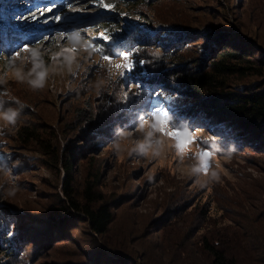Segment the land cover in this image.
<instances>
[{
	"label": "rangeland",
	"instance_id": "374dc122",
	"mask_svg": "<svg viewBox=\"0 0 264 264\" xmlns=\"http://www.w3.org/2000/svg\"><path fill=\"white\" fill-rule=\"evenodd\" d=\"M104 4L113 7L105 8ZM206 12L217 20L224 16L230 27L237 21L244 33L247 32L264 47V0H0V75L7 72L5 83L0 85V99L6 101L7 106L15 107L17 101L24 105L22 122L16 130L6 132L0 143V185L4 188L16 186L20 191L14 197H0V210L7 208L14 217L17 210L30 208L34 212L28 217L39 219L38 213L49 200V193H57L63 199V170L43 156L46 154L38 144L21 143L18 132L22 126L33 129L55 155L56 151L60 155L66 142L85 129L86 117L80 110L84 109L90 115L89 112L101 114L112 109L116 114L115 124L112 120V128L108 131L114 138L106 140L96 150H88L86 158L75 167V189L80 195L85 186L91 185L105 202H118L115 206L113 204L116 216L110 234L112 238L131 243L136 237H147L151 230L158 231L156 222L159 220L171 222L175 215L178 220L181 217L199 220L205 211L211 218H221L226 222H239L248 215L252 218L257 212L258 217L262 214L264 219V153L234 148L230 139L207 130L201 121L183 117L180 123L170 122L168 129L193 135L195 142L181 154L176 141L159 130V122L165 118L164 111L159 115L152 110L155 108L153 100L166 106L168 98H174L176 94L165 87H159L157 91L146 88L144 83H132L139 79L140 74L133 75L132 70L140 67L142 59L152 64L161 63L159 66L163 69L169 66L168 48L158 50L159 44H151L154 34L141 23L164 28L169 25L193 27L208 21L210 16H206ZM113 16L116 17L114 22L111 21ZM106 25L111 26L107 27V32L101 28ZM115 26L123 31L124 36L137 27L145 33L147 46L137 42L138 46L125 53L127 38L121 36L116 41L120 46L114 44L113 50H124L110 55L105 47L107 42L114 43L107 40L115 35ZM50 33L54 39L47 41ZM102 33L107 39L102 38ZM73 36L75 40L71 39ZM99 45L104 49L99 50L96 47ZM73 47L77 49L75 53L64 51ZM33 51L50 70L46 86L35 91L27 82L18 81L9 67L18 66L23 61L27 72L33 66ZM105 55L111 64L103 59ZM124 55L131 57L132 76L126 68H115V64L124 63ZM68 58H71V71ZM132 111L137 114L130 120L128 116ZM119 115H124V126L122 121H118ZM3 126L4 122L0 120V128ZM149 126L157 130L159 155L147 158L135 153L130 155L135 139ZM118 129L133 134L120 142L119 155L113 147ZM220 145L221 148L227 147L221 150ZM205 151L210 154L207 172L203 170L200 155ZM229 152L233 153L231 158L227 155ZM194 167L200 169L199 182L193 175ZM213 171L218 173L219 179L209 182ZM202 183L206 186L200 187ZM180 203L187 207L183 215L176 210ZM7 227V237H14L15 226ZM85 227L81 225L79 229L86 230ZM154 236L151 234L152 241ZM170 237L162 235V240L156 243L163 247ZM145 244H135L141 257L139 264H177L169 261V258L174 260L175 252L164 255L167 257L159 261L156 259V256H161L159 251H150V246ZM30 248L26 242L23 253L15 260L5 257V251L0 249V263L46 264L53 261L52 264H59L68 261L70 256L75 258L77 254L76 247L67 242H59L51 251L37 256H31Z\"/></svg>",
	"mask_w": 264,
	"mask_h": 264
},
{
	"label": "trees",
	"instance_id": "16d2710c",
	"mask_svg": "<svg viewBox=\"0 0 264 264\" xmlns=\"http://www.w3.org/2000/svg\"><path fill=\"white\" fill-rule=\"evenodd\" d=\"M207 15L210 16L208 21L193 27L169 25L164 28L141 23L142 27L145 26L154 34L151 44H159L156 47L158 50L168 48L166 54L169 66L163 69L159 66L161 63L152 64L142 59L140 67L136 71L135 67L132 70L133 75L140 73L139 79L132 83H144L146 88L151 87L157 91L159 87H165L176 94L174 98H168L166 106L157 100L152 101L155 106L152 107L154 114L161 115L164 111L168 123H180L183 117L194 118L201 121L207 130H213L235 142L232 143L234 148H247L262 155L264 47L247 32L244 33L237 21L230 27L224 16L217 20V17H212L208 12ZM115 19L113 16L111 21L114 22ZM107 27L111 26L101 28L107 32ZM114 31L112 39L107 40L114 42L113 45L107 42L105 47L112 56L116 51L124 50H113L114 44L120 46L116 41L124 36L117 26ZM126 36L125 53L131 47L138 46L137 42L143 43L141 46H147L145 33L137 27ZM102 46L96 47L103 50ZM132 72L128 71L130 75ZM79 112L86 117L83 123L85 129L80 130L82 134L77 133L79 141L75 137L68 141L71 143L66 142L60 155L57 151L55 155L54 150L36 136L33 129L27 126L20 128L18 137L21 143L38 144L48 161L60 165L65 175L61 184L63 199L57 193H49V200L38 213L39 219L28 217L29 213L34 212L30 208L20 212L17 210L14 217L10 215L9 209H1L0 249L5 251V257L15 260L23 253L26 242L31 245V256L47 253L57 243L67 242L76 247L77 254L74 255L75 258L70 256L68 261L59 264H139L141 257L135 244L144 245L147 242L145 245L150 246V251H159L161 256H156L159 261L167 257L164 255L175 252L174 260L168 258L170 262L177 264H264V219L261 213L258 217L259 212L256 216L251 218L248 215L239 222L211 218L208 211L203 212L199 220L192 218L193 221L187 220L188 217L178 220L175 215L171 222H156L158 231L151 230L145 238L136 237L131 243L125 239L112 238L110 234L116 216L114 206L118 202H105L103 196L96 194L91 185L85 186L80 195L78 189H75V167L86 158L88 150H96L106 140L114 138L109 128H112L110 123L116 114L112 109L101 114L89 112L88 115L84 109ZM136 114V111H132L128 119H133ZM123 116L119 115L118 121H122L124 126ZM112 122L115 124V120ZM225 147L219 146L221 150ZM183 206L180 203L176 207L181 215L187 211V207ZM11 224L15 226L14 237L8 238L6 230ZM81 225H85L86 230L79 229ZM77 230L79 231L76 232ZM151 234H155L153 241ZM162 235L172 237L166 239L163 247L156 243L162 240ZM52 263L53 261L46 262Z\"/></svg>",
	"mask_w": 264,
	"mask_h": 264
},
{
	"label": "clouds",
	"instance_id": "9594fccd",
	"mask_svg": "<svg viewBox=\"0 0 264 264\" xmlns=\"http://www.w3.org/2000/svg\"><path fill=\"white\" fill-rule=\"evenodd\" d=\"M32 67L27 72L24 71V62L18 66L10 67V70L13 72V75L18 81L27 82L29 87L32 90H42L47 83L49 69L44 67V63L42 60H38L37 53L33 51L32 53ZM69 61V71H71V58H68ZM15 64V60L13 61ZM7 72L4 75H0V85L5 83V77ZM24 105L17 101L16 106H7L6 101L0 99V120L4 122L3 128H0V143L3 142V137L5 136L6 132L11 133L12 131L16 130L17 126L22 122L21 121V113L23 110ZM143 135L136 138L134 141V147L130 151V155L135 153L139 157L147 158L149 156L155 157L159 155V146H160V139L157 135V130L151 128L149 126L146 130H142ZM133 134L129 131L125 130H117V139L113 142L114 149L117 150V155H119V144L121 141H124L130 138ZM232 152H229L227 155L229 158L232 156ZM193 175L197 177V182H199L200 177V169L198 167H194L192 169ZM219 175L217 172L213 171L210 174L209 182L213 180H218ZM206 184H200V187H205ZM20 189L16 186H11L8 188H4L3 185H0V197L8 196L14 197Z\"/></svg>",
	"mask_w": 264,
	"mask_h": 264
},
{
	"label": "snow or ice",
	"instance_id": "6c2138e0",
	"mask_svg": "<svg viewBox=\"0 0 264 264\" xmlns=\"http://www.w3.org/2000/svg\"><path fill=\"white\" fill-rule=\"evenodd\" d=\"M105 8H109L111 9L113 6L112 5H108V4H104L102 5ZM103 39H107V36L105 34H101ZM71 39H76L75 36L71 37ZM96 50V49H94ZM24 51H29V49H24ZM65 52H70V53H75L77 51V49L75 47L73 48H66L64 49ZM103 59L105 61H107L108 63H112V61L109 59V57L107 55L103 56ZM122 60L124 61V63L122 64H115V68L117 70L121 69V68H126L127 70H131L132 68V64H131V57L129 55H124L122 57ZM169 129V123L167 120V117L165 116L164 119L160 120L159 122V130L162 134L167 135L169 138L173 139L176 141V147L178 149V151L183 154L185 152H187L189 150V148L191 147V145L195 142L193 135L185 132V131H181V130H168ZM202 157V167L203 170L205 172H207L208 168H209V163L207 162L210 159V154L208 152H202L201 154Z\"/></svg>",
	"mask_w": 264,
	"mask_h": 264
},
{
	"label": "bare ground",
	"instance_id": "6f19581e",
	"mask_svg": "<svg viewBox=\"0 0 264 264\" xmlns=\"http://www.w3.org/2000/svg\"><path fill=\"white\" fill-rule=\"evenodd\" d=\"M58 32H59V31H58ZM58 32L56 31L57 34H59ZM48 35H49V38H48L47 41H49L50 38L54 39L53 34L51 35V33H50V34H48ZM50 41H51V39H50ZM59 47H60V46H59Z\"/></svg>",
	"mask_w": 264,
	"mask_h": 264
}]
</instances>
